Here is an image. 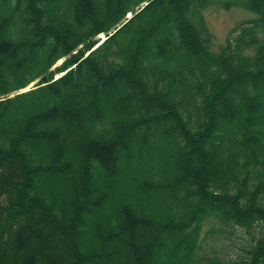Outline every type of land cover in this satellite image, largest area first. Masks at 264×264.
I'll use <instances>...</instances> for the list:
<instances>
[{
  "label": "trees",
  "instance_id": "16d2710c",
  "mask_svg": "<svg viewBox=\"0 0 264 264\" xmlns=\"http://www.w3.org/2000/svg\"><path fill=\"white\" fill-rule=\"evenodd\" d=\"M0 264H264V0H0Z\"/></svg>",
  "mask_w": 264,
  "mask_h": 264
},
{
  "label": "rangeland",
  "instance_id": "374dc122",
  "mask_svg": "<svg viewBox=\"0 0 264 264\" xmlns=\"http://www.w3.org/2000/svg\"><path fill=\"white\" fill-rule=\"evenodd\" d=\"M133 12L128 13L127 18H130ZM204 16L210 32V48L215 52H219L226 44L227 39H233L234 36L240 31H234L237 26L243 21L257 18V14L244 7H233L224 9L219 5H210L204 10ZM105 34L101 33L98 38L100 42L105 39ZM99 42V44H100ZM61 61L58 62L60 64ZM36 82V81H35ZM33 82L32 85L35 83ZM31 85V86H32ZM30 86V87H31ZM27 87L26 89L30 88ZM25 89V90H26ZM134 175H137L138 168H134ZM60 184L64 185L63 179L57 180ZM56 181V182H57ZM59 185V184H57ZM116 194H113V200L117 202L125 195L123 187H116ZM110 211V209H108ZM255 231L248 233L245 228L238 226H226L219 223L205 224L204 247L209 252H212L214 245L219 255H225L228 259H239L244 255V248L252 241Z\"/></svg>",
  "mask_w": 264,
  "mask_h": 264
},
{
  "label": "water",
  "instance_id": "95a60500",
  "mask_svg": "<svg viewBox=\"0 0 264 264\" xmlns=\"http://www.w3.org/2000/svg\"><path fill=\"white\" fill-rule=\"evenodd\" d=\"M102 41H103V40H102ZM102 41H101V42H102ZM101 42H100V43H101ZM28 89H29V88H28ZM26 90H27V89H26Z\"/></svg>",
  "mask_w": 264,
  "mask_h": 264
}]
</instances>
